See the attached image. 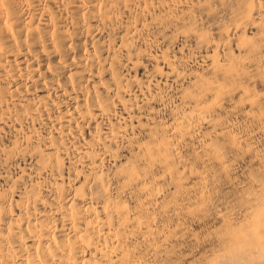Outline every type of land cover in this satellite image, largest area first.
Wrapping results in <instances>:
<instances>
[{"label":"bare ground","instance_id":"1","mask_svg":"<svg viewBox=\"0 0 264 264\" xmlns=\"http://www.w3.org/2000/svg\"><path fill=\"white\" fill-rule=\"evenodd\" d=\"M0 264H264V0H0Z\"/></svg>","mask_w":264,"mask_h":264}]
</instances>
